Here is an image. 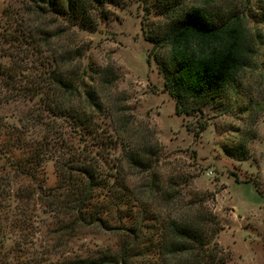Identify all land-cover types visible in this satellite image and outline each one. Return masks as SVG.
Instances as JSON below:
<instances>
[{
    "label": "trees",
    "instance_id": "trees-1",
    "mask_svg": "<svg viewBox=\"0 0 264 264\" xmlns=\"http://www.w3.org/2000/svg\"><path fill=\"white\" fill-rule=\"evenodd\" d=\"M15 2L0 22V106L15 111L12 122L0 116V264H227L215 242L214 218L156 213L145 207L155 189L138 191L129 184V171L152 172L156 150L120 118L109 116L102 126L107 111L86 79L95 76L112 87L113 71L74 67L78 51L55 45L69 29L95 32L107 19L105 5L117 0ZM176 2L157 0L152 12L170 20L160 38L145 37L154 47L169 48L167 61L155 57L163 86L176 113L189 114L179 109L183 102L214 99L247 65L249 54L240 18L227 13L217 22L201 7L183 10ZM58 21L63 28L54 31ZM118 148L120 155L110 158ZM48 160L57 174L50 188L43 176ZM91 228L113 233L119 242L71 255L73 240Z\"/></svg>",
    "mask_w": 264,
    "mask_h": 264
},
{
    "label": "rangeland",
    "instance_id": "rangeland-1",
    "mask_svg": "<svg viewBox=\"0 0 264 264\" xmlns=\"http://www.w3.org/2000/svg\"><path fill=\"white\" fill-rule=\"evenodd\" d=\"M176 1L183 10L194 6L207 10L217 22L227 13L240 18L249 54L247 65L214 99L183 102L179 109L189 114L176 113L174 100L163 86L155 57L167 61L169 48L154 47L145 37L160 38L170 20L152 12L157 0H117L105 5L107 19L95 32L69 29L55 45L78 51L74 67L113 71L112 87L97 83L95 76L86 82L96 88L107 111L102 126L109 124V116L120 118L138 140H149V147L156 150L152 172L128 173V182L136 190L155 189L157 195L145 207L164 216L214 218L215 242L229 257L227 264H264V1ZM11 4L17 6L15 0H0V22ZM52 28L56 31L63 25L58 21ZM14 113L13 106H0V116L7 122L14 120ZM120 153V148L115 149L110 158ZM43 170L44 187H53L57 183L53 161L44 162ZM19 183H12L14 189ZM37 213L46 218L40 209ZM36 237L40 242V235ZM118 242L117 235L91 228L73 240L71 255L115 248Z\"/></svg>",
    "mask_w": 264,
    "mask_h": 264
},
{
    "label": "crops",
    "instance_id": "crops-1",
    "mask_svg": "<svg viewBox=\"0 0 264 264\" xmlns=\"http://www.w3.org/2000/svg\"><path fill=\"white\" fill-rule=\"evenodd\" d=\"M255 254H258V253H255Z\"/></svg>",
    "mask_w": 264,
    "mask_h": 264
}]
</instances>
